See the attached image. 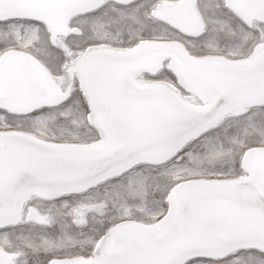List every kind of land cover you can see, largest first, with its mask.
Returning a JSON list of instances; mask_svg holds the SVG:
<instances>
[{
  "label": "snow or ice",
  "instance_id": "6c2138e0",
  "mask_svg": "<svg viewBox=\"0 0 264 264\" xmlns=\"http://www.w3.org/2000/svg\"><path fill=\"white\" fill-rule=\"evenodd\" d=\"M0 264H264V0H0Z\"/></svg>",
  "mask_w": 264,
  "mask_h": 264
}]
</instances>
